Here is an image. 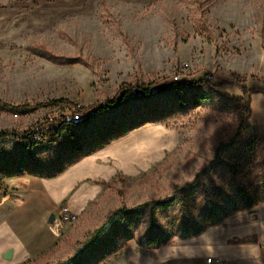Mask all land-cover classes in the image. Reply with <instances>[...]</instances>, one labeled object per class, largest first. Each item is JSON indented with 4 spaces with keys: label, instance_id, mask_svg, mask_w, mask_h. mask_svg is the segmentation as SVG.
<instances>
[{
    "label": "rangeland",
    "instance_id": "obj_1",
    "mask_svg": "<svg viewBox=\"0 0 264 264\" xmlns=\"http://www.w3.org/2000/svg\"><path fill=\"white\" fill-rule=\"evenodd\" d=\"M36 47L59 62L35 54ZM184 64L189 69L177 83L209 75L211 86L229 83L223 96L181 110L168 94H157L174 83ZM120 87L138 95L139 88L150 89L154 96L146 102L129 99L88 128L73 127L83 145L79 152L65 133L61 146L50 143L45 129L50 119L81 111L86 120L89 108L112 100ZM0 103L6 106L0 110V132L24 133L43 125L33 160L19 138L0 142V218L25 196V180L52 177L132 128L161 150L150 168L119 178L116 187H107L76 215L55 246L19 264L75 259L99 264L128 245L152 252L155 264L167 254L176 264L172 259L180 247L193 246L188 242L194 238L182 240L184 235L206 226L204 211L226 207L231 180L251 195L262 192L264 0H0ZM223 143L229 145L215 159ZM200 173L199 183L184 187ZM118 210L130 213L112 221ZM99 234V244L90 249ZM151 235L162 246L141 248ZM203 258L205 264L212 259ZM187 260L199 264L195 256Z\"/></svg>",
    "mask_w": 264,
    "mask_h": 264
},
{
    "label": "crops",
    "instance_id": "obj_2",
    "mask_svg": "<svg viewBox=\"0 0 264 264\" xmlns=\"http://www.w3.org/2000/svg\"><path fill=\"white\" fill-rule=\"evenodd\" d=\"M154 145L150 137L132 133L92 155H84L57 177H30L21 183L25 196L0 218V264H19L21 259L35 258L50 250L65 229L61 209L68 207L80 216L106 192L103 183H113L119 175L135 177L146 171L161 152ZM255 237L257 245H230L235 240ZM189 241L193 246H181L183 251L172 262L187 264L188 257L195 256L199 264H205L203 257L209 256L221 259L223 264H264V205L234 215ZM186 249H193V253ZM8 252L13 253L11 259L5 258ZM170 262L167 254L156 263ZM99 264H155V260L152 252L128 245Z\"/></svg>",
    "mask_w": 264,
    "mask_h": 264
},
{
    "label": "trees",
    "instance_id": "obj_3",
    "mask_svg": "<svg viewBox=\"0 0 264 264\" xmlns=\"http://www.w3.org/2000/svg\"><path fill=\"white\" fill-rule=\"evenodd\" d=\"M32 51L39 56H44L46 59L54 63L59 62L58 57L47 52V49L43 47H36ZM207 79L210 80L212 78L208 75V77L202 78V80L199 82L196 81H191L187 83L174 82L168 88L162 87L161 89H159L157 94H168L170 98H172V100L177 104V107L181 110H185L190 106H195V107L205 106L211 100V97L214 94L218 96H223L221 89L229 84V83H223L221 85L211 86V83ZM243 89L245 90L244 96L248 95L249 90L246 87H244ZM134 90H135L134 88L125 89V87H120L116 96L112 100L104 103V105L98 109H95L94 106L89 108L87 110L86 120L75 122L73 116H71L70 118H66L65 116L59 117L54 121L52 125H49L48 127L46 126L45 128L46 135L49 138L50 143L54 146H61L63 144L62 134L65 133V135L68 137V139L72 144L73 150L75 152L81 151L83 149V145L80 143L79 136L73 127L88 128L89 125L98 116L116 111L121 107V105H123L129 99H135L146 102L154 96V93L150 89L139 88L138 90L141 93L140 95L134 93ZM4 109H6V106L0 103V110H4ZM17 110L18 111L22 110L23 112H26V110L25 109L23 110V108H17ZM40 126H36L32 128L30 131H26L24 133L3 130L0 132V142L3 139L10 136L19 138V140L22 142V147H23L22 150L24 154L28 156L29 159L33 160L36 154V148L38 147L37 146L38 142H36L35 139H36V135L38 134V130ZM116 130L117 128L114 129V131ZM135 131L137 130L132 128L129 133L121 137L119 140L124 139L125 137L129 136ZM114 135H115L114 132L110 133V136H114ZM110 145H111L110 143H104L103 145L99 146L97 149H94L91 152H89L87 155H92L93 153L102 150ZM228 145L229 144L223 143L217 148L215 159L219 157L222 151L227 149ZM75 164L76 162L73 163L71 166ZM65 170L66 169L62 170L58 174L49 178L57 177L62 173H64ZM123 177L124 175H119L117 177V180ZM200 178H201V173L196 176V179L192 182V184L186 185L184 187L185 188L192 187L194 184L200 182ZM117 180H115L113 183L110 184L103 183L102 185L108 188H114L117 186V182H118ZM229 185L233 193L232 196L226 200L225 202L226 204H224L226 205V207L224 208L221 206H217L215 208H210L209 210L204 211L203 216L206 221V226L203 229H199L198 232H194V233L192 232L190 234L184 235V238H182V240H189L192 238L199 237L203 235L208 229L218 227L230 217L237 215L239 213L251 212L259 205L264 204V186L262 187V192L260 194L251 195L247 190L239 187L236 184V182H234V180H231ZM143 208H145L144 205L137 207L134 210V212H132V214ZM128 213L130 212L124 210H118L114 212L111 220L115 221L119 218L120 215L128 214ZM100 239L101 236L99 234V237H97L96 240L93 241V243L89 246V248L90 249L96 248L97 245L99 244ZM257 244H259L257 237L247 238L244 240H235L230 243V245H239V246L257 245ZM139 246L147 250L158 249L162 246V240L157 236L151 235L147 238V244H143L142 242H140ZM82 259L83 258H80V260ZM62 264H81V261L75 259Z\"/></svg>",
    "mask_w": 264,
    "mask_h": 264
},
{
    "label": "built area",
    "instance_id": "obj_4",
    "mask_svg": "<svg viewBox=\"0 0 264 264\" xmlns=\"http://www.w3.org/2000/svg\"><path fill=\"white\" fill-rule=\"evenodd\" d=\"M188 69H189V65L188 64H184L183 67H182L181 72H178V73H176L173 76V81L176 82V83L178 81H181L182 73L187 72ZM72 116H73L74 120H78V121L83 120V115H82L81 111L75 112ZM16 117H18V115H16ZM55 120H56V118L55 119H50L48 121V126L52 125ZM74 217H75V214L69 213L67 207L63 208L60 211V220H61V222H62V224L64 226H70L72 224V220H73ZM208 264H223V262L220 259H209L208 260Z\"/></svg>",
    "mask_w": 264,
    "mask_h": 264
},
{
    "label": "bare ground",
    "instance_id": "obj_5",
    "mask_svg": "<svg viewBox=\"0 0 264 264\" xmlns=\"http://www.w3.org/2000/svg\"><path fill=\"white\" fill-rule=\"evenodd\" d=\"M75 122H79L78 120H75ZM68 211H69V213H72V212H70V210H69V208H68ZM77 221V216L75 215V217L73 218V220H72V224L74 223V222H76Z\"/></svg>",
    "mask_w": 264,
    "mask_h": 264
},
{
    "label": "water",
    "instance_id": "obj_6",
    "mask_svg": "<svg viewBox=\"0 0 264 264\" xmlns=\"http://www.w3.org/2000/svg\"><path fill=\"white\" fill-rule=\"evenodd\" d=\"M12 255H13V253L12 252H9V253L6 254L5 258L11 259L12 258Z\"/></svg>",
    "mask_w": 264,
    "mask_h": 264
}]
</instances>
